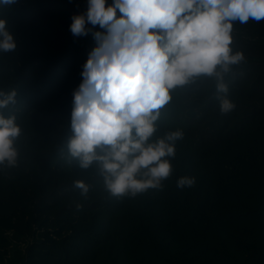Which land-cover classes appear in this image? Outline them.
Returning a JSON list of instances; mask_svg holds the SVG:
<instances>
[{
    "label": "trees",
    "instance_id": "trees-1",
    "mask_svg": "<svg viewBox=\"0 0 264 264\" xmlns=\"http://www.w3.org/2000/svg\"><path fill=\"white\" fill-rule=\"evenodd\" d=\"M86 10L87 0L0 7L17 43L0 52V88L17 92L0 111L22 128L17 166H0V264H264V21L233 24L232 48L246 57L225 76L234 111L220 114L212 77L172 90L151 141L183 130L173 174L117 198L96 162L82 169L67 150L73 92L96 46L91 32H70ZM184 175L194 187L177 188Z\"/></svg>",
    "mask_w": 264,
    "mask_h": 264
},
{
    "label": "clouds",
    "instance_id": "clouds-1",
    "mask_svg": "<svg viewBox=\"0 0 264 264\" xmlns=\"http://www.w3.org/2000/svg\"><path fill=\"white\" fill-rule=\"evenodd\" d=\"M15 3L0 0V7ZM71 20L72 35L91 32L96 46L73 92L68 155L82 169L96 162L111 196L135 197L149 188L162 189L173 174L171 159L183 130L151 141L172 90L212 77L220 114L234 111L225 76L246 57L232 48L233 24L264 21V0H87V10ZM16 48L6 19L0 18V52ZM16 97L15 89L0 88V110L15 105ZM21 135L16 115L0 111V166H17ZM195 184L194 176L176 180L180 190ZM73 186L87 196L84 181Z\"/></svg>",
    "mask_w": 264,
    "mask_h": 264
}]
</instances>
